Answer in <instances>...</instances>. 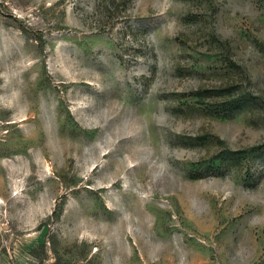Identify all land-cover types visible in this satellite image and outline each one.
<instances>
[{
	"label": "rangeland",
	"instance_id": "rangeland-1",
	"mask_svg": "<svg viewBox=\"0 0 264 264\" xmlns=\"http://www.w3.org/2000/svg\"><path fill=\"white\" fill-rule=\"evenodd\" d=\"M0 264H264V0H0Z\"/></svg>",
	"mask_w": 264,
	"mask_h": 264
}]
</instances>
